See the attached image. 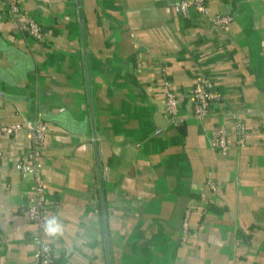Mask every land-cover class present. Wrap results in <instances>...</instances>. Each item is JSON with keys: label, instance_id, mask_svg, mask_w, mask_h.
Segmentation results:
<instances>
[{"label": "crops", "instance_id": "0c3cea01", "mask_svg": "<svg viewBox=\"0 0 264 264\" xmlns=\"http://www.w3.org/2000/svg\"><path fill=\"white\" fill-rule=\"evenodd\" d=\"M19 1L50 37L0 22V123L48 126L45 206L65 226L54 264H264V0H207V16L181 15L178 0ZM217 13L233 17L223 31ZM200 68L221 92L202 121ZM163 78L181 100L176 126ZM235 107L245 144L231 131L212 148ZM29 146L24 128L0 133V264L33 255L19 211L30 176L14 167Z\"/></svg>", "mask_w": 264, "mask_h": 264}, {"label": "built area", "instance_id": "2783aa9c", "mask_svg": "<svg viewBox=\"0 0 264 264\" xmlns=\"http://www.w3.org/2000/svg\"><path fill=\"white\" fill-rule=\"evenodd\" d=\"M176 8L183 16L195 12L200 16H207V0H178ZM229 14H215L209 18L213 27L219 31L227 28L232 20ZM9 21L15 24L21 32L29 35L39 42H45L50 37V32L41 26L28 12L19 0H0V22ZM205 70V69H204ZM203 69H199L195 76L190 96L192 99V115L202 121L210 113L212 102L220 99L221 92L210 75ZM164 72V70H161ZM164 96V116L170 125H179L183 118L179 114L181 100L176 91L171 88L167 79L161 81ZM225 120L233 125L230 130L226 125H215L209 134V144L212 148L226 151L229 147L231 131L236 136L237 146H243L246 140L247 127L235 108H229L222 114ZM21 128L26 130L30 146L24 150L23 157L15 162L14 167L22 176H30V185L26 191L25 200L20 205L19 211L23 214L32 227L27 232V238L33 245V255L30 264H54V252L50 238L44 234V222L51 217L45 206L46 187L42 176L41 149L47 135V124L38 118L23 119L21 122L10 124L0 123V133L10 134ZM212 186L210 181H207ZM187 213V212H186ZM186 217L182 222V231H187Z\"/></svg>", "mask_w": 264, "mask_h": 264}, {"label": "clouds", "instance_id": "9594fccd", "mask_svg": "<svg viewBox=\"0 0 264 264\" xmlns=\"http://www.w3.org/2000/svg\"><path fill=\"white\" fill-rule=\"evenodd\" d=\"M65 226L61 220L52 216L45 220L44 222V234L49 238L56 239L64 234Z\"/></svg>", "mask_w": 264, "mask_h": 264}, {"label": "water", "instance_id": "95a60500", "mask_svg": "<svg viewBox=\"0 0 264 264\" xmlns=\"http://www.w3.org/2000/svg\"><path fill=\"white\" fill-rule=\"evenodd\" d=\"M78 2H79V0H77ZM78 11H79V14H80V8L78 9Z\"/></svg>", "mask_w": 264, "mask_h": 264}]
</instances>
